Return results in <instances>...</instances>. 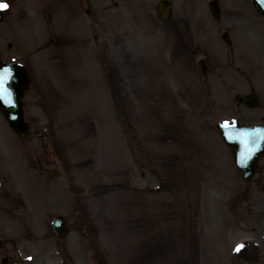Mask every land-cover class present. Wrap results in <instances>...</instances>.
Wrapping results in <instances>:
<instances>
[{
    "label": "rangeland",
    "instance_id": "1",
    "mask_svg": "<svg viewBox=\"0 0 264 264\" xmlns=\"http://www.w3.org/2000/svg\"><path fill=\"white\" fill-rule=\"evenodd\" d=\"M160 1L2 0L31 129L0 113V264H263L264 194L216 125L264 120V20L247 0H218L220 20L212 0H168L163 20ZM251 92L261 108H238Z\"/></svg>",
    "mask_w": 264,
    "mask_h": 264
},
{
    "label": "water",
    "instance_id": "2",
    "mask_svg": "<svg viewBox=\"0 0 264 264\" xmlns=\"http://www.w3.org/2000/svg\"><path fill=\"white\" fill-rule=\"evenodd\" d=\"M250 1L264 16V0ZM210 6L214 15L218 17L219 9L217 2L211 3ZM168 9V2H161L160 13L163 17L168 16ZM2 20L3 16L0 12V22ZM224 38L227 39V36H224ZM199 67L204 76H206L207 67L205 62H200ZM5 68L10 69L12 72L8 87L13 93L14 105H5L3 101L0 100V111L13 129L21 133H26L29 127L24 122L21 98L23 97V91L29 81L28 75L21 65L0 62V72H3ZM236 99L238 103L241 101H251L252 103L258 102L256 97H253L250 100H243L239 97ZM217 128L220 131L224 142L234 150L237 166L239 170L243 172L244 179H250L253 175L257 160L262 154H264V128L251 129L247 127H239L238 125L227 127L219 125ZM53 228L59 237H65L69 231L66 222L61 218H56L54 220ZM3 264H7V261L4 260Z\"/></svg>",
    "mask_w": 264,
    "mask_h": 264
},
{
    "label": "snow or ice",
    "instance_id": "3",
    "mask_svg": "<svg viewBox=\"0 0 264 264\" xmlns=\"http://www.w3.org/2000/svg\"><path fill=\"white\" fill-rule=\"evenodd\" d=\"M9 7L7 3L2 2L0 0V10H5ZM12 76V72L10 69L5 68L3 72H0V100L3 101L5 105L13 106V93L8 87V82ZM231 122L225 121V126H229ZM244 247L243 244H238L234 251L239 252Z\"/></svg>",
    "mask_w": 264,
    "mask_h": 264
},
{
    "label": "flooded vegetation",
    "instance_id": "4",
    "mask_svg": "<svg viewBox=\"0 0 264 264\" xmlns=\"http://www.w3.org/2000/svg\"><path fill=\"white\" fill-rule=\"evenodd\" d=\"M251 184H254L256 186H262V189H264V156L262 157V159L259 161V163L257 165L256 173H255L254 178L252 179ZM257 204L264 205V200L256 203V206H257ZM256 226H257V228L261 229V232H263V237H264V215L261 216V218L256 220ZM259 248L262 250L261 254H262V260L264 263V244L260 245Z\"/></svg>",
    "mask_w": 264,
    "mask_h": 264
},
{
    "label": "bare ground",
    "instance_id": "5",
    "mask_svg": "<svg viewBox=\"0 0 264 264\" xmlns=\"http://www.w3.org/2000/svg\"><path fill=\"white\" fill-rule=\"evenodd\" d=\"M15 185H16V187L14 186V188H15V191L14 192L18 193V191H21V188H18L17 187V184H15ZM26 199L29 200L27 194H26ZM27 205H29V202L28 201H27ZM31 212H32L31 209L28 208V215L29 216L31 215ZM28 215L24 214L23 217L28 219L29 218Z\"/></svg>",
    "mask_w": 264,
    "mask_h": 264
}]
</instances>
